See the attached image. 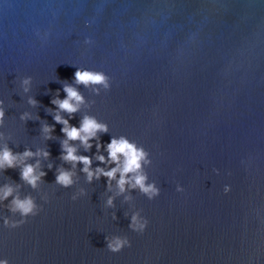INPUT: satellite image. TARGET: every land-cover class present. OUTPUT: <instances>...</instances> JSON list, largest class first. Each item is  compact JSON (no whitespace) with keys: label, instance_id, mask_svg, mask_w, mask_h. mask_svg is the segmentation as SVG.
<instances>
[{"label":"water","instance_id":"95a60500","mask_svg":"<svg viewBox=\"0 0 264 264\" xmlns=\"http://www.w3.org/2000/svg\"><path fill=\"white\" fill-rule=\"evenodd\" d=\"M76 68L103 72L110 87L76 85ZM65 83L84 97L70 124L93 116L108 125L102 143L125 136L150 153L145 171L161 189L157 198L126 192L109 208L115 187L106 192L103 177L88 183L82 164L71 187L55 183L58 168H71L59 159L63 125L49 111L57 90L64 98ZM0 100V149L51 153L27 161L39 159L47 172L36 189L20 180L19 169L0 171V187L19 184L21 197L43 206L8 229L2 218L19 216L0 205V259L264 264V0H0ZM23 113L31 119L21 120ZM45 123L55 126L52 140L41 133ZM70 143L77 155L96 151ZM140 209L149 220L142 235L125 216ZM106 235L127 236L132 246L112 253Z\"/></svg>","mask_w":264,"mask_h":264},{"label":"clouds","instance_id":"9594fccd","mask_svg":"<svg viewBox=\"0 0 264 264\" xmlns=\"http://www.w3.org/2000/svg\"><path fill=\"white\" fill-rule=\"evenodd\" d=\"M37 34L39 35V33ZM90 42V39L85 40V43ZM74 81L76 85H83L84 87L102 86L105 89L110 87L109 78L103 72L89 69L76 68ZM30 83L31 77L22 80L25 92L29 91L28 86ZM63 92L65 96L61 99L60 91L57 90L56 96L51 100V104L55 106V109L49 111H55L56 114L53 116V120L56 124L63 125L61 132L65 138L60 143L61 154L59 159L64 164H70L71 168L67 169L63 166L58 168L55 183L64 188L71 187L75 183L76 172L74 169L78 164H82L83 167L80 171L86 175L88 183H92L94 179L100 180L103 177L107 182L106 192H113V187H115V195H109L106 202V206L109 208L115 207V196L123 195L126 192L131 193L138 190L148 200L157 198L161 189L155 181H149L148 174L145 171V166L152 164L150 153L143 146L125 136H112L110 142L102 143L99 134L108 133V125L98 121L93 116H84L80 120L79 127L70 124L69 120L74 118V114L80 110V105L84 103V97L76 87L68 83L63 85ZM28 102L32 106H36L38 103L34 98H29ZM2 105L3 101L0 100V126L3 125L5 116ZM60 112L67 113L68 119L63 118L59 114ZM20 119L26 121L31 119V116L28 113H23ZM54 132V125L47 123L42 125L41 133L46 140H52ZM72 141H79L85 152H90L93 147L96 151L92 156L77 155L78 150L70 143ZM103 153H107V155ZM39 156L48 159L51 153L47 149H38L36 152L25 149L22 153H17L5 144L0 149V171L19 169L20 180L32 189H36L47 175V172L41 167L39 159L34 164L27 161ZM93 159L98 162L95 168H93ZM48 168L51 170V165ZM214 171L219 172V170ZM18 188H20L19 184H4L0 187V205H3L13 215L18 214L19 216L18 219H12L9 216L2 218L4 227L8 229L21 227L28 222L29 218H34L43 211V206L38 204L31 195L21 197L17 191ZM176 191L183 193L185 189L177 183ZM223 191L227 194L231 191V187L225 185ZM78 195H86V192L81 189ZM77 198V195L71 197L73 201ZM131 199V195L124 196L126 202ZM45 202L47 203V198H45ZM142 211V209L136 210L131 213L130 217L128 213H125L130 221L128 228L140 235L145 232L149 225V220L142 215ZM257 215H259V212H257ZM111 218L113 221L118 219L115 212L111 214ZM261 223L264 224V219H261ZM105 242L106 248L112 253H119L124 248L132 246L129 238L121 235H106ZM0 264H9V260L7 258L0 259Z\"/></svg>","mask_w":264,"mask_h":264}]
</instances>
